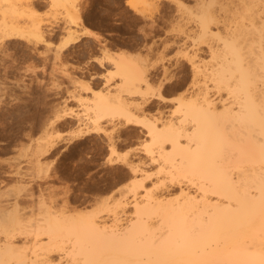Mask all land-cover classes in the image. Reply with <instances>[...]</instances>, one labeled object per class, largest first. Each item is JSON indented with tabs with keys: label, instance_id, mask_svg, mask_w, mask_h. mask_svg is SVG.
Masks as SVG:
<instances>
[{
	"label": "bare ground",
	"instance_id": "6f19581e",
	"mask_svg": "<svg viewBox=\"0 0 264 264\" xmlns=\"http://www.w3.org/2000/svg\"><path fill=\"white\" fill-rule=\"evenodd\" d=\"M50 1L62 3L72 16L78 10L76 0ZM145 4V0H128L135 10ZM211 4L212 0H205L195 15L199 39L212 35L211 22L216 25L220 20L226 26L209 10ZM19 7L22 11L29 9V17L33 14V0H25ZM219 8L231 16L229 38L218 50L224 53L227 48L230 59L227 62L225 58L223 64L210 70L199 69L195 60H188L193 82L198 76L204 82H213V90L197 88L190 103L183 105L184 112L195 117L193 130L185 124L164 122L161 116L140 118L132 113L134 108L144 114L149 101L146 95L164 101L161 87L166 81L153 92L151 84L138 75L133 55L119 51L112 52L111 57L116 75L121 78V93L111 96L113 101L95 95L90 108L91 128L73 136L78 139L97 131L102 121L114 117L121 120V127L140 128L139 133L146 135L153 146L148 161L157 164V173H167L171 183H176L172 181L174 174L184 176L195 193L181 189L178 200L160 198L156 189L161 180L145 189L144 182L151 176L144 169L145 162L139 159L133 163L127 159L128 151L119 152L117 140L108 138L107 163H123L135 176L132 196L142 188L141 198L105 206L101 211L109 214V221L98 220L87 212L70 213L64 205L60 210H51L47 200L35 203L34 210L41 209V215L34 214L40 218L32 219V210L25 211V216L30 214L26 218L18 208V200L12 202L10 210L7 202L0 201L6 204V208L0 204V264H62L61 258L54 260L52 256L62 253L65 240L69 264H264V0H228ZM74 17L79 21V15ZM31 19L26 26L28 35L40 38L41 25ZM0 32L7 39L21 36L17 26L5 22L0 23ZM81 32L95 36L87 28ZM66 34L62 49L75 42L71 31ZM103 52L108 54L106 49ZM210 52L215 51L210 48ZM210 91H224L225 96L211 99ZM132 97H139L141 102L131 106L128 101ZM36 149L35 153L44 156L54 144L43 139ZM39 161L35 164L40 166L43 162ZM124 207H132L133 216L122 224L120 212ZM17 238H21L19 245ZM27 244L32 247V255L26 251L30 250Z\"/></svg>",
	"mask_w": 264,
	"mask_h": 264
},
{
	"label": "rangeland",
	"instance_id": "374dc122",
	"mask_svg": "<svg viewBox=\"0 0 264 264\" xmlns=\"http://www.w3.org/2000/svg\"><path fill=\"white\" fill-rule=\"evenodd\" d=\"M24 1L0 0V23L17 26L21 33L7 39L0 32V199H3L0 201L7 202L4 203L7 209L18 200L23 215L32 210L33 219L41 215L39 207L35 212L36 205L47 200L51 210H60L64 205L70 213L87 212L98 220L109 221V214L101 211L105 206L110 207L118 200L138 201L144 189L137 188L136 198L132 196L130 188L135 176L128 173L121 161L110 165L106 161L108 138L117 140L118 151H128L127 159L133 163L139 159L145 162L144 169L151 175L144 182L145 189L161 180L156 189L160 198L178 200L181 189L194 194V186L184 176L174 174L172 181L176 183H171L167 173H157V164L148 161V151L153 146L146 135L139 133L140 128L121 127V120L114 117L112 121H102L97 131L78 139L73 136L91 128L90 108L95 95L113 101L111 96L121 93V78L116 75L111 57L112 52L119 51L133 55L138 75L151 84L153 92L166 81L161 87L164 101L146 95L149 101L144 114L134 108L132 113L140 118L161 116L164 122L185 124L193 130L195 117L185 113L183 105L190 103L197 88L213 90V82H204L199 76L193 82L188 60L192 58L199 69L205 70L223 64L225 58L228 62L227 48L224 53L218 51L231 30V16L219 8L228 0H212L207 5L226 26L220 20L216 25L211 22L212 35L203 39L197 38L195 15L205 0H145L146 4L136 10L128 5V0H76L78 13L74 12L73 16L62 3L33 0L30 17L29 9L22 11L19 7ZM74 15H79V21ZM30 19L41 25L40 38L28 35L26 26ZM82 28L95 36L83 34ZM69 31L75 42L62 49ZM210 48L215 52H210ZM105 49L108 54L103 52ZM224 94V91L219 94L210 91L211 99L215 100L224 98ZM128 102L132 106L141 100L132 97ZM43 139L53 143L54 149L40 156L35 149ZM165 148L168 150V145ZM36 160L46 166L35 164ZM27 189L33 195L31 198ZM122 210L121 223L125 224L132 218L133 209ZM37 212L40 215L34 214ZM20 239L17 238L18 245ZM64 243L66 251L55 253L57 256L54 254L52 258H61L62 264H69L68 241ZM26 247L32 255V247L29 244Z\"/></svg>",
	"mask_w": 264,
	"mask_h": 264
}]
</instances>
